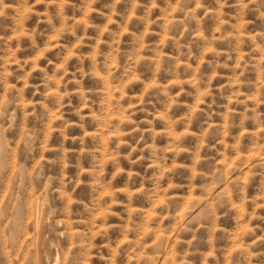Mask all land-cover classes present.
I'll use <instances>...</instances> for the list:
<instances>
[{
    "label": "rangeland",
    "instance_id": "rangeland-1",
    "mask_svg": "<svg viewBox=\"0 0 264 264\" xmlns=\"http://www.w3.org/2000/svg\"><path fill=\"white\" fill-rule=\"evenodd\" d=\"M0 264H264V0H0Z\"/></svg>",
    "mask_w": 264,
    "mask_h": 264
},
{
    "label": "bare ground",
    "instance_id": "bare-ground-1",
    "mask_svg": "<svg viewBox=\"0 0 264 264\" xmlns=\"http://www.w3.org/2000/svg\"><path fill=\"white\" fill-rule=\"evenodd\" d=\"M35 207V206H34ZM39 208V207H38ZM35 209V208H34ZM34 212V211H33ZM38 212H39V209H38ZM35 213V212H34ZM38 215H39V213H38ZM37 215V216H38ZM40 217V216H39ZM37 219V222H38V217L36 218ZM34 222H35V220H34ZM37 227V226H36Z\"/></svg>",
    "mask_w": 264,
    "mask_h": 264
}]
</instances>
